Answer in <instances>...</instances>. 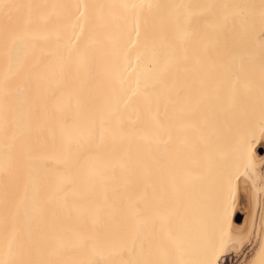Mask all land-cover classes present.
I'll return each mask as SVG.
<instances>
[{"label": "snow or ice", "instance_id": "snow-or-ice-1", "mask_svg": "<svg viewBox=\"0 0 264 264\" xmlns=\"http://www.w3.org/2000/svg\"><path fill=\"white\" fill-rule=\"evenodd\" d=\"M142 32L144 88L137 56L97 102L83 82ZM257 121L264 140V0H0V264H217L254 233L233 236L227 206L193 244L185 193L264 182Z\"/></svg>", "mask_w": 264, "mask_h": 264}, {"label": "bare ground", "instance_id": "bare-ground-1", "mask_svg": "<svg viewBox=\"0 0 264 264\" xmlns=\"http://www.w3.org/2000/svg\"><path fill=\"white\" fill-rule=\"evenodd\" d=\"M15 3H48V4H68V3H121V2H135V0H10ZM154 2L167 3V2H190L199 3L204 0H154ZM216 2L227 3H244L250 2V0H216ZM258 2V0H255ZM135 40V37H132ZM144 36L141 34L140 42L136 47H131L127 41H123L118 48L116 55H109L106 58H101L95 69V78L83 82V89L86 93L95 97L97 102H103L105 96L109 90L113 87H120L117 76L119 72H122L127 67L128 63L133 66L137 65V56H140V62L138 72L144 73V77L140 80L141 89L144 88L145 79L149 76V70L152 67L151 58L149 54L143 48ZM111 45H109V50ZM127 50L125 58L124 50ZM258 51V48H257ZM55 70V69H54ZM129 73L131 69H128ZM137 76L135 74L127 75L124 80L123 87L125 89H132L136 85ZM51 86L55 88V80L51 82ZM79 87L80 84L78 83ZM150 90V89H149ZM140 98L134 97L133 103L135 104ZM163 106L161 105V108ZM75 100L72 101V111L75 112ZM134 116V114H132ZM143 143L142 141H139ZM249 142L252 143L251 138ZM264 140L260 137L257 121V132L254 143H252L254 155L259 161L260 158H264V154L260 155L258 148ZM2 151H0V162H2ZM259 172V165H258ZM264 194V182L259 179L253 184L252 181H246L243 177L235 182L234 195L231 199L228 198L226 190H220L217 186L212 175H206L204 179L194 181L187 189L185 193V200L190 204V209L187 214V228L193 244L198 242V237L201 233L202 225L208 224L212 217L222 211L224 207L230 206L231 211V228L233 236H236L244 231L253 232L255 235L260 230V222L256 218L258 203L262 199ZM248 203V217L244 222V229L241 231L234 223V216L239 209L240 204ZM263 201H261V206ZM260 206V208H261ZM264 206V205H263ZM254 236V235H253ZM264 239V236L262 237ZM247 244V243H245ZM243 247H245L243 245ZM243 247H238L235 244L230 245L225 251L218 256L217 264H226V258L234 253L243 250ZM243 248V249H242ZM258 250V249H257ZM247 251V250H246ZM245 251V252H246ZM243 252V251H242ZM241 252V253H242ZM244 252V253H245ZM240 253V254H241ZM243 254V253H242ZM256 254V253H255ZM246 255V254H245ZM244 255V256H245ZM242 256V255H241ZM242 256V258L244 257ZM238 258V257H237ZM241 258V259H242ZM254 258V257H252ZM251 260L248 264H251ZM244 259V258H243ZM236 260V259H235Z\"/></svg>", "mask_w": 264, "mask_h": 264}, {"label": "rangeland", "instance_id": "rangeland-1", "mask_svg": "<svg viewBox=\"0 0 264 264\" xmlns=\"http://www.w3.org/2000/svg\"><path fill=\"white\" fill-rule=\"evenodd\" d=\"M258 151L260 152L259 153L260 155L264 154V143H262L261 146H259ZM261 201H263V203H264V194L262 196V199L258 203V207H257L258 209H257L256 218L258 217L257 219L259 220L260 225H261L262 218H264V206H263L264 204L262 203L263 205L261 206ZM260 206H261V208H260ZM247 217H248V203L246 202L244 204L243 203L240 204L239 209L235 213V216L233 219L235 225H237L241 231L244 229L243 228L244 222H245ZM262 237L263 236H261V231L259 230L258 234L257 235L254 234V236L252 237L250 244L249 243L244 244L245 247H243L244 249L242 248L243 250H241V252L243 251L242 252L243 254L240 251L238 252V255H237V253H234V255L231 254L226 258L225 263L226 264H248V261L251 260V258L255 256V253L258 249L259 241H260V239H262ZM241 255L242 256L245 255L243 257L244 259L242 258Z\"/></svg>", "mask_w": 264, "mask_h": 264}]
</instances>
